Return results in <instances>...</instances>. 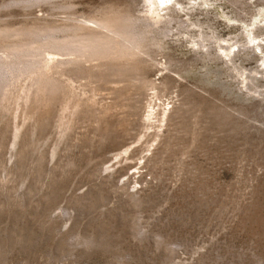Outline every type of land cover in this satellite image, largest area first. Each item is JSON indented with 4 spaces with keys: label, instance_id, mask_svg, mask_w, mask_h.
I'll list each match as a JSON object with an SVG mask.
<instances>
[{
    "label": "rangeland",
    "instance_id": "374dc122",
    "mask_svg": "<svg viewBox=\"0 0 264 264\" xmlns=\"http://www.w3.org/2000/svg\"><path fill=\"white\" fill-rule=\"evenodd\" d=\"M47 1L0 0V25L66 26L122 0ZM123 1L143 16L141 0ZM178 1L158 26L137 23L150 38L143 86L56 67L74 57L50 51L58 103L42 111L32 77L13 80L0 106V264H264V0ZM220 43L239 45L232 64Z\"/></svg>",
    "mask_w": 264,
    "mask_h": 264
},
{
    "label": "bare ground",
    "instance_id": "6f19581e",
    "mask_svg": "<svg viewBox=\"0 0 264 264\" xmlns=\"http://www.w3.org/2000/svg\"><path fill=\"white\" fill-rule=\"evenodd\" d=\"M45 1H47V0H33V2L26 3L27 7L26 6L25 7L28 8L29 6L33 5L34 2L37 4V3H42ZM55 1L57 2V0H55ZM113 1H115V0H113ZM122 1L113 2V3L111 2V4L109 3L110 4L109 6L108 5H106L107 7L105 6L106 8L103 7L104 9L101 10L99 8L100 11H99V9H97L96 11L93 9V12L95 11V13L97 12V14L94 13L95 15H93V12H92L91 16L88 15L90 18L86 14L83 15V17H85V18L82 17L83 20L84 19L86 20V18L89 19L85 22H79L78 18H76L78 21H74L76 19H73V21H71L72 19H70L68 21L77 22V23H70L69 22V25H67L68 23H65L66 26L65 25L62 26V24H60L61 26H59L58 24H57L58 26H56L55 24L49 23L51 21L47 22L46 20H45V22H43L45 24L41 23L42 21H40V23H41L40 24L37 22L39 20H37V21L34 20V23H32L31 25H29V26L25 25L21 28H12V27L0 25V40L2 41V42H0V49L2 50L0 54L5 52L7 54H5V55L3 54L4 57L6 55H8L5 58L2 57V55H0V106H2L1 104L4 100L6 101V98L9 95L8 94L9 89L14 84L15 80L18 77L22 78L21 76H24V77L27 76L28 77V75H29V77H32L31 91L32 90L34 91V94H36V96L38 97L37 99H39L38 103H41L42 107H43V105L45 107L50 106V105H55V103H58V101H60V99L65 94V90L62 88L63 85H60L61 83L59 81L52 79L54 77H52V78L46 77L48 74V71L50 70V67L48 68L46 66V62L48 60H46V58H45L46 56L44 54L47 51H50V53L54 52L53 54L56 53L58 55L62 54L64 56L65 55L73 56L74 59H66V60L56 61L55 66L56 67L57 66L63 67V68L65 66L68 69V67L70 65H75L77 67L76 68L72 67L73 68L72 72L75 74H78V75H86V77L88 76V79L91 78L94 80L95 79L96 80H105V79L107 80L108 78H118V79L133 78L135 81L142 84V86H143L145 84V80L142 77V71H143V68H142L143 65L142 64L143 63L139 59L142 57H139V56L142 54H145L146 57H149V56H147V54H149V53L146 52L147 50L145 51V49L147 46L146 40L148 41V39H150V38L145 36V34H146L145 31H147V30L144 31V30H139V29H142L140 27H139V29L137 28L138 27V25H137L138 21H140V19H142V17L144 16L143 19H145L146 23L144 22L143 25L146 26L145 24H147V25H149L148 27L152 28V26L160 24V22H163L162 20H164L167 17V14H165V13H164V15L162 14L163 12L170 11V10L175 11V9L177 11L178 10L184 11V6L181 3V1H178V0H141L140 3H143V6H142L143 14L142 13L141 14L143 16L142 17L137 16V17H140V19H139V18H134L132 13L129 12L128 9L130 8L129 7L130 2L127 1V3H126L125 1H123V2ZM191 1L195 2L197 0H191ZM200 1H201V3H199L198 6L208 7V5L212 4L208 0H200ZM52 2H54V0H52L51 3ZM60 2L62 3V0H60ZM48 3H50V2H48ZM63 3H62V5L59 4V6L57 7L56 10H58V9L59 10H61V9L62 10H66V9L69 10L72 8L71 6L69 7L67 5L68 3H66V5H65V3L63 5ZM69 3H71L70 0H69ZM56 4H54V5H56ZM195 4H196V2H195ZM54 5H52V6L56 7ZM130 10H131V8H130ZM172 14H174V13H172ZM259 16L263 17L264 15H259ZM168 17H171V16H168ZM42 20H44V19H42ZM168 20H169V18H168ZM46 22H47V24H46ZM141 22H142V20H141ZM241 22H242V20H241ZM261 22H263V21L260 20L259 23H261ZM54 23H56V22L54 21ZM88 24H91L92 26H89ZM195 25H197V24H194V26ZM252 25H253V22L249 23L245 29L247 43L253 45V47L259 53L262 54V47H261L260 43H257L258 42L257 41L258 35L256 36V34L252 30V28L250 29V27ZM198 26H199V24H198ZM141 27H143V26H141ZM242 33H244V32H242ZM58 34L59 35L63 34V37L59 38L60 36H58ZM151 36L152 35H150V37ZM145 37H146V39H145ZM194 37H195V35H194ZM10 39L11 40L13 39V40L11 41ZM207 39L209 40V38H207ZM216 39H218V38H216ZM201 40L203 42L204 39L201 38ZM157 42H155V43H157ZM191 42H193V41H191ZM195 42L193 43V45L198 46V48H205V45H202V43L199 44V43H195ZM197 42H199V41H197ZM219 42H220V40H219ZM260 42L262 43V40H260ZM151 43H152V40H151ZM210 45H212V44H210ZM222 46H223V44H222ZM222 46L220 43V46L218 45L217 50L219 52H221V54L224 55V58H227L230 62V60L232 59V58L229 59L230 56L233 55L234 52H236V51L233 52L232 47L235 46V48H236L237 45L234 44V45H231L228 47H222ZM237 47L239 48V45ZM208 48H210V47H208ZM243 48L244 47H242L241 49H243ZM202 50H204V49H202ZM78 58H84V59H86V61L88 60L87 62L86 61L83 62V60L80 59L82 61L81 65L82 64L88 65V63L90 61H91L92 65L97 63L95 61H99L97 64H99V63L100 64L96 67L90 66L93 68V69L91 68V70H87V69L85 70L84 69V68H86L85 66L83 69H81L80 67H78L79 66L78 63H80L79 61H77ZM232 62H230V63L232 64ZM45 67H47L49 69V70H45V72L47 74L44 72ZM56 67H55V69H56ZM56 70H58V69H56ZM59 70H60V68H59ZM65 71H67V70H65ZM235 71L237 72L238 68H237V70L235 69ZM256 73H257V71H256ZM239 75H241V73H239ZM237 76H238V74H237ZM13 80H14V82H13ZM252 80H254V78ZM252 82L253 81H251L249 83L251 84ZM146 84H149V83L146 82ZM247 85L248 84H246V86ZM147 86H150V85H147ZM151 86H153V84ZM248 88H249V85H248ZM248 88H247V90H248ZM34 102H35V100L32 103H34ZM34 106L36 107V104H34ZM38 106H40V104H38L37 107ZM35 107L32 106V108L29 110V112L30 111L31 112L30 113L28 112V113L31 114L32 116H35L36 118L38 117L37 119L40 120V122H42L44 119V117H42L43 113L38 112V110L42 107L40 106V108H38V110ZM45 107H43L41 110L43 111Z\"/></svg>",
    "mask_w": 264,
    "mask_h": 264
}]
</instances>
